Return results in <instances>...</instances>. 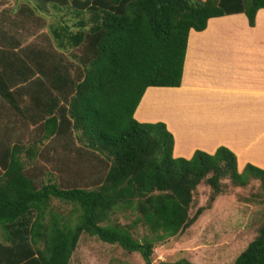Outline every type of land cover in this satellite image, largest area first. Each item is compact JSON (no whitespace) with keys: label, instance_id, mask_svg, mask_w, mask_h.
I'll return each mask as SVG.
<instances>
[{"label":"trees","instance_id":"trees-1","mask_svg":"<svg viewBox=\"0 0 264 264\" xmlns=\"http://www.w3.org/2000/svg\"><path fill=\"white\" fill-rule=\"evenodd\" d=\"M32 3L42 12L65 9L79 17L73 24L76 31L63 21L50 27L57 47L73 50L76 70L70 74L66 64L49 57L47 66L36 61L32 76L36 71L38 76L30 85L46 87L42 97L31 95L46 115L34 124L39 138L13 146L0 139V225L7 240L0 241V264H69L83 233L139 252L144 264H152L156 245L181 234L202 213L205 207L189 216L202 181L213 189L211 200L222 192L224 178L234 186L258 180L264 191V169L246 163L239 171L235 153L226 146L213 153L197 150L190 159L174 158V138L166 125L134 117L145 88L179 87L190 30H203L211 17L240 12L253 26L264 0ZM0 79L6 88L1 71ZM4 99L21 113L11 92ZM75 135L86 145L78 148L80 153L92 160L86 186L63 188L51 180L50 172H27L25 166L41 159L43 141L70 149ZM54 200L71 209L62 212L52 205ZM119 211H131L134 217L128 223L112 220ZM137 225L147 231L144 236L133 234ZM258 227L231 264H264V215Z\"/></svg>","mask_w":264,"mask_h":264},{"label":"crops","instance_id":"crops-1","mask_svg":"<svg viewBox=\"0 0 264 264\" xmlns=\"http://www.w3.org/2000/svg\"><path fill=\"white\" fill-rule=\"evenodd\" d=\"M43 13L32 0H0V71L7 77L6 88L0 82V139L11 146L24 142L31 133L27 127L46 116L31 100L36 92L46 93L45 85H30L38 76V71L32 76L34 63L48 65L40 60V48L31 47L33 16ZM8 92L21 113L4 99ZM134 117L166 125L174 158L190 159L197 150L213 153L223 145L235 153L239 171L246 163L264 169V8L253 26L240 12L211 17L203 30H190L179 87L145 88ZM5 236L0 225V241L7 242Z\"/></svg>","mask_w":264,"mask_h":264},{"label":"rangeland","instance_id":"rangeland-1","mask_svg":"<svg viewBox=\"0 0 264 264\" xmlns=\"http://www.w3.org/2000/svg\"><path fill=\"white\" fill-rule=\"evenodd\" d=\"M88 15L85 13L84 17ZM78 18L72 11L53 8L49 13L33 16L31 47L40 48L41 61L47 64L46 58L54 54L51 60L58 64H66L69 73H75L76 64L71 56L73 50L58 48L50 27L57 21H63L76 31L77 27L73 24ZM160 115L162 114L158 113L153 117ZM27 129L31 133L28 138L22 140L24 142L21 141L22 144H28L39 138L36 126H28ZM73 141L74 147L70 149L63 148L59 142L43 141L39 147L42 151L41 159L37 157L30 167H26L27 172L32 169L34 171L38 169L39 175L50 172L51 180L63 188L86 186L84 178L89 171H92V160L90 156L78 150V148H86L84 142L76 135ZM40 151L37 149V154ZM221 187L222 192L211 200L212 187L201 182L194 193L189 216L191 217L198 208H205L195 222L181 234L156 245L152 264L175 263L180 260L193 264H231L234 261L257 234L258 226L263 220L264 203L261 201L262 197L256 195L264 196V191L258 180H251L246 186H234L229 179L224 178L221 180ZM52 205L61 207L64 213L71 209L70 205L58 200H54ZM133 217L134 213L131 211H119L112 215L111 219L128 223ZM146 233L141 225L133 228L136 237L144 236ZM69 264H144V261L139 252H129L119 244L103 242L96 236L83 233Z\"/></svg>","mask_w":264,"mask_h":264}]
</instances>
